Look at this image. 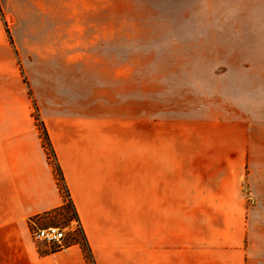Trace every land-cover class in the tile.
Returning a JSON list of instances; mask_svg holds the SVG:
<instances>
[{"label": "crops", "instance_id": "0c3cea01", "mask_svg": "<svg viewBox=\"0 0 264 264\" xmlns=\"http://www.w3.org/2000/svg\"><path fill=\"white\" fill-rule=\"evenodd\" d=\"M263 51L264 0H0V264H88L78 244L33 239L31 219L64 202L34 104L96 264H264V204L247 213L240 181L181 192L147 97L133 113L101 92L149 85L133 56Z\"/></svg>", "mask_w": 264, "mask_h": 264}, {"label": "rangeland", "instance_id": "374dc122", "mask_svg": "<svg viewBox=\"0 0 264 264\" xmlns=\"http://www.w3.org/2000/svg\"><path fill=\"white\" fill-rule=\"evenodd\" d=\"M116 1L118 4L123 0ZM131 58L134 67L147 72L149 85L145 88L101 89V92L105 90V95L117 97L130 96L128 106L133 113L139 108L137 99L147 97L148 126L151 128L153 124L155 127L158 120L159 127L162 122L165 147H174L179 155L181 192L194 187L198 191L205 183H216L223 193L240 181L247 213L257 214L259 209L262 210L264 201L257 199L253 186L264 176V54ZM228 69L232 70L231 74L223 75ZM168 75H178L181 80L160 81L168 78L162 76ZM236 78L255 79L257 86H226ZM157 83L181 85L157 86ZM196 202L199 203L198 198ZM69 215L70 209L62 215L45 216L37 225L62 227L66 244L77 235L78 229L76 221H67ZM249 218L245 216L247 221Z\"/></svg>", "mask_w": 264, "mask_h": 264}, {"label": "trees", "instance_id": "16d2710c", "mask_svg": "<svg viewBox=\"0 0 264 264\" xmlns=\"http://www.w3.org/2000/svg\"><path fill=\"white\" fill-rule=\"evenodd\" d=\"M34 117H35L37 126L41 130V134H42V138H43V144H44V147L47 151L48 158L53 165L56 180H57L59 189L61 191V194L63 195L64 202L59 208H57V209H55L49 213H46L43 215H38V216L32 218L31 222H33L37 225L40 221L44 220L45 216H53V215H57V214L62 215L63 212H66L68 209H70L71 215H69L67 217V221H70V222L76 221L78 224V229H77V235L73 236L72 239L66 244H78L83 250V254L85 256V259L87 260V263L88 264H96L94 257H93V254L91 252V248L87 242L86 236H85L83 228L81 226L75 205L71 199L68 187L65 183L62 170H61V168L57 162L56 155H55V152H54L53 147L51 145L47 130H46L43 122L40 119V116L38 113V108H37L36 104H34Z\"/></svg>", "mask_w": 264, "mask_h": 264}, {"label": "built area", "instance_id": "2783aa9c", "mask_svg": "<svg viewBox=\"0 0 264 264\" xmlns=\"http://www.w3.org/2000/svg\"><path fill=\"white\" fill-rule=\"evenodd\" d=\"M32 236L36 241L47 243L52 249H59L64 246L66 238L65 230L59 226L32 228Z\"/></svg>", "mask_w": 264, "mask_h": 264}]
</instances>
